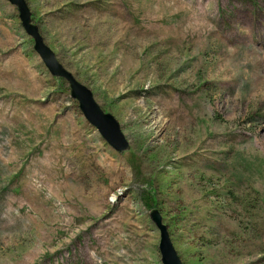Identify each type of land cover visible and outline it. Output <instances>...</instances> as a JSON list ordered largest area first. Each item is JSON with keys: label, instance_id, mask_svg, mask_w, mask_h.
Here are the masks:
<instances>
[{"label": "rangeland", "instance_id": "1", "mask_svg": "<svg viewBox=\"0 0 264 264\" xmlns=\"http://www.w3.org/2000/svg\"><path fill=\"white\" fill-rule=\"evenodd\" d=\"M26 2L130 147L0 0V264H264V0Z\"/></svg>", "mask_w": 264, "mask_h": 264}, {"label": "water", "instance_id": "2", "mask_svg": "<svg viewBox=\"0 0 264 264\" xmlns=\"http://www.w3.org/2000/svg\"><path fill=\"white\" fill-rule=\"evenodd\" d=\"M18 9L21 25L33 40V49L41 58L45 67L52 76L65 79L70 88V96L78 101L79 108L85 119L96 128L102 138L115 151L123 153L130 145L127 137L121 130L116 118L109 112H105L94 99L92 91L80 83L75 76L68 71L57 59L55 53L48 47L41 36L37 25L31 20V12L26 0H8ZM150 217L159 229V252L162 264H183L178 257L170 240L166 225L162 223V217L157 209L153 210Z\"/></svg>", "mask_w": 264, "mask_h": 264}]
</instances>
